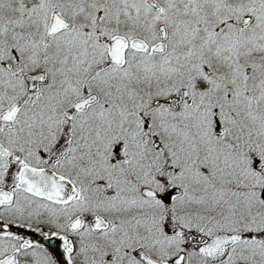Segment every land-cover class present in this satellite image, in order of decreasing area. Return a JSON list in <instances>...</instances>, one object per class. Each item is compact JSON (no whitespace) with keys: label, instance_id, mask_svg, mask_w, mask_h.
Listing matches in <instances>:
<instances>
[{"label":"snow or ice","instance_id":"obj_1","mask_svg":"<svg viewBox=\"0 0 264 264\" xmlns=\"http://www.w3.org/2000/svg\"><path fill=\"white\" fill-rule=\"evenodd\" d=\"M0 264H264V0H0Z\"/></svg>","mask_w":264,"mask_h":264}]
</instances>
